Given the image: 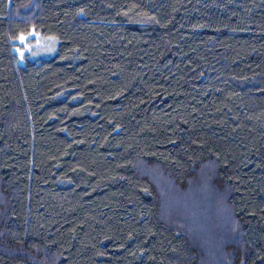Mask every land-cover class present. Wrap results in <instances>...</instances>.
<instances>
[{
    "label": "trees",
    "instance_id": "1",
    "mask_svg": "<svg viewBox=\"0 0 264 264\" xmlns=\"http://www.w3.org/2000/svg\"><path fill=\"white\" fill-rule=\"evenodd\" d=\"M0 264H264V0H0Z\"/></svg>",
    "mask_w": 264,
    "mask_h": 264
},
{
    "label": "rangeland",
    "instance_id": "2",
    "mask_svg": "<svg viewBox=\"0 0 264 264\" xmlns=\"http://www.w3.org/2000/svg\"><path fill=\"white\" fill-rule=\"evenodd\" d=\"M12 52L16 66H22L25 60L37 61L52 58L57 51L58 41L53 37H43L30 31L12 42Z\"/></svg>",
    "mask_w": 264,
    "mask_h": 264
}]
</instances>
